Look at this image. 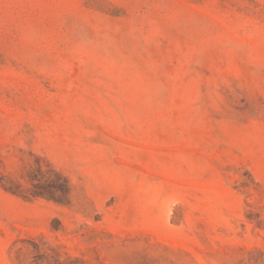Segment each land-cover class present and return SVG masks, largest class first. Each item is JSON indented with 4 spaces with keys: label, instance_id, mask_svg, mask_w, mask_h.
I'll use <instances>...</instances> for the list:
<instances>
[{
    "label": "rangeland",
    "instance_id": "1",
    "mask_svg": "<svg viewBox=\"0 0 264 264\" xmlns=\"http://www.w3.org/2000/svg\"><path fill=\"white\" fill-rule=\"evenodd\" d=\"M0 264H264V0H0Z\"/></svg>",
    "mask_w": 264,
    "mask_h": 264
}]
</instances>
